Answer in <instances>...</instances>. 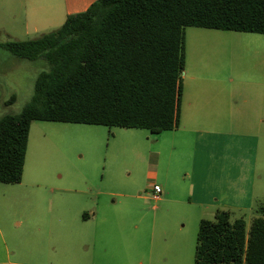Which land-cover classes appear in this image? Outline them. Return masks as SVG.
Returning <instances> with one entry per match:
<instances>
[{"label":"rangeland","instance_id":"374dc122","mask_svg":"<svg viewBox=\"0 0 264 264\" xmlns=\"http://www.w3.org/2000/svg\"><path fill=\"white\" fill-rule=\"evenodd\" d=\"M51 30L9 39L0 29V117L19 114L30 102L38 76L49 70L46 60L17 59L1 44L36 39ZM185 55L184 73L264 79L263 34L187 27ZM168 133L34 121L21 182L0 183V262L9 256L13 262L71 264L67 256L84 254L82 243L89 241L97 243L95 252L110 264L120 259L137 264L152 244L163 248L171 235L183 232L188 245L184 264H194L200 221H213L216 211H204L196 198L189 204V162L185 150L168 148L174 141ZM262 162L260 156V174ZM153 184L161 188L158 201ZM261 189L257 179L255 207L232 211V220H253L254 209L264 205L258 199ZM93 213L96 219L84 223L83 216Z\"/></svg>","mask_w":264,"mask_h":264},{"label":"trees","instance_id":"16d2710c","mask_svg":"<svg viewBox=\"0 0 264 264\" xmlns=\"http://www.w3.org/2000/svg\"><path fill=\"white\" fill-rule=\"evenodd\" d=\"M187 27L264 35V0H98L55 31L1 44L49 70L19 114L0 117V183L21 182L34 121L178 128ZM254 213L249 225L221 210L201 220L194 264H264V205Z\"/></svg>","mask_w":264,"mask_h":264},{"label":"crops","instance_id":"0c3cea01","mask_svg":"<svg viewBox=\"0 0 264 264\" xmlns=\"http://www.w3.org/2000/svg\"><path fill=\"white\" fill-rule=\"evenodd\" d=\"M96 1L3 0L0 29L9 39L50 29L52 32L68 16L86 11ZM204 74L188 70L184 73L181 99L184 109L180 112L179 127L168 133V138L174 140L168 143V148L176 152L185 150L189 162L185 175L190 179L189 186L192 184L189 204L196 198L204 211L248 212L256 205L257 179L262 184L258 199L264 200V79L213 78L214 74L205 78ZM95 219L96 213L83 216L84 223ZM164 242L159 249L152 244L147 257L138 259L137 264H145V260L146 264H184L188 245L183 232ZM82 248L84 254L67 256L71 264L77 260L84 264H110L106 256L95 252L97 243L86 241ZM32 261L13 262L8 256L0 264H36ZM118 262L125 264L124 259Z\"/></svg>","mask_w":264,"mask_h":264},{"label":"built area","instance_id":"2783aa9c","mask_svg":"<svg viewBox=\"0 0 264 264\" xmlns=\"http://www.w3.org/2000/svg\"><path fill=\"white\" fill-rule=\"evenodd\" d=\"M152 189H153V199L158 201L159 200V194L162 193L161 188L158 185L153 184Z\"/></svg>","mask_w":264,"mask_h":264}]
</instances>
